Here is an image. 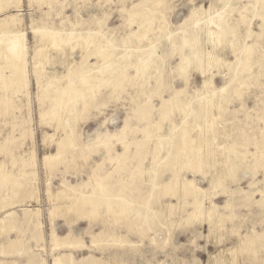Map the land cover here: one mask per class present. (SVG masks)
<instances>
[{"label": "rangeland", "instance_id": "obj_1", "mask_svg": "<svg viewBox=\"0 0 264 264\" xmlns=\"http://www.w3.org/2000/svg\"><path fill=\"white\" fill-rule=\"evenodd\" d=\"M1 1L0 20L13 16L21 31L0 37H17L25 55L1 56L0 70L12 75L6 63L22 59L27 84L15 93L0 85V264H264V0ZM241 15L249 22L232 37L223 24ZM213 17L222 24L215 31ZM41 30L63 38L47 48L44 70L60 77L46 96L31 70ZM96 33L100 54L78 43ZM143 60L150 67L141 74L134 64ZM109 70L116 76L101 83ZM73 74L90 84L68 111L78 95L57 90ZM184 134L191 140L179 146ZM205 157L207 174L195 172ZM97 182L106 197L92 193Z\"/></svg>", "mask_w": 264, "mask_h": 264}, {"label": "bare ground", "instance_id": "obj_2", "mask_svg": "<svg viewBox=\"0 0 264 264\" xmlns=\"http://www.w3.org/2000/svg\"><path fill=\"white\" fill-rule=\"evenodd\" d=\"M0 2H2L1 0H0ZM8 2H10L9 0H8ZM228 2H226V4H227ZM263 5H264V2H263ZM227 7V6H226ZM255 9H256V6L253 4V6L250 8V10L249 11H251V13L252 12H254L255 11ZM209 11V10H208ZM248 11V12H249ZM217 16H219V15H217ZM247 16V15H246ZM261 18V17H260ZM210 19V18H209ZM219 19V18H218ZM1 21V24H0V30L2 31V32H8L7 34H9V33H13V34H15L14 32H16L18 29L16 28V26H14V23H15V21L13 22V16L11 17V15H6V16H4V17H2V19L0 20ZM246 21H248L247 20V17H245V15L243 16V15H241L240 16V19L238 18L237 20H236V22H225L224 24H223V26H224V28H225V31L227 32V33H229V34H231L232 35V37L233 36H236V38H238V34H237V30H236V28H237V26L239 25V24H244L245 25V23H246ZM249 22V21H248ZM210 25H212V27L214 28V31H215V28L217 29H219L220 27H222V24H221V22L219 21L218 22V20L216 21V19L214 20V17L213 18H211L210 19V21L208 22ZM246 24H248V23H246ZM221 25V26H220ZM34 26V25H33ZM20 27V26H19ZM32 27V26H31ZM38 26H36V28H37ZM259 27L260 28H262L263 29V31H264V15L262 16V20H261V23L259 24ZM23 30V29H22ZM34 30V29H33ZM32 30V31H33ZM49 30V29H48ZM198 30V29H197ZM18 31H21V30H18ZM35 31V30H34ZM33 31V32H34ZM37 31V30H36ZM52 31V30H51ZM199 31V30H198ZM198 31H195L196 33L198 32ZM38 32H40V31H38ZM41 32L43 33V31L41 30ZM40 32V33H41ZM46 32H48L47 30H46ZM45 32V33H46ZM53 33H54V31H52ZM245 32L246 33H248L249 32V30L246 28L245 29ZM23 33V32H22ZM36 33V32H35ZM50 33V32H49ZM52 33V34H53ZM199 33V32H198ZM6 34V33H5ZM47 35H45L44 33L40 36L39 35V38L40 39H38V40H36V43H37V45H36V48H35V51H34V54H33V56L31 57V60L33 61V66L35 67H33V69H35V70H33V69H31L32 71H35V73H36V75H37V88H38V91L36 90V92H38V93H43L44 92V95L46 96V95H48L47 93H48V87H54V89H56V82H58V78L60 77V76H56V75H49L48 73H46V71L44 70V63H48V64H51L52 63V60H53V58L51 59V57L50 56H48V54H47V52H48V50H47V48L48 47H61L62 46V43H63V38H60V39H58V41L57 40H55V39H52L51 38V40L49 41V40H47V39H50V38H47L48 37V33H46ZM52 34H49L50 36L52 35ZM58 34V33H57ZM97 34L98 33H96V34H92V35H88V36H80L81 38H80V40L78 41V43H79V45H80V43H83V44H85L86 45V47L88 48L90 45H95L97 48H98V52H97V54H100V52H101V48L98 46V44L100 43L99 41H98V39L96 40V36H97ZM214 34V33H213ZM79 35V34H78ZM14 36V35H13ZM12 35H10V36H8V35H4V36H1L0 37V57L1 56H5V57H9V54H11V51L13 50V49H16L17 50V55H19V58H23L22 57V55H25V53L23 52V48H19L18 49V45L19 44H17V40H16V38L17 37H13ZM37 36V35H36ZM67 36V35H66ZM23 37V36H22ZM52 37H55V36H52ZM70 37H78L77 35H73V33H69L68 34V37L67 38H70ZM44 38H47V39H44ZM235 39V38H234ZM47 40V41H46ZM191 38H188L187 36H184V37H182V40H181V43H182V46H183V43H184V45H185V43H187V42H189L190 43V46L193 48V44H192V42H191ZM20 41V40H19ZM34 41H35V39H34ZM49 41V42H48ZM101 41V40H100ZM198 41H199V36L198 35H196V37L194 38V40H193V42L194 43H198ZM234 41V40H233ZM235 42V41H234ZM236 42H237V39H236ZM20 43V42H19ZM35 43V42H34ZM234 44H236V43H234ZM40 45V46H39ZM18 46V47H17ZM24 46V45H23ZM102 46V45H101ZM187 45H185L184 47H186ZM34 47H35V45H34ZM183 47V48H184ZM189 48V47H188ZM99 49H101V50H99ZM190 50H191V48H189ZM3 50H5V52L3 53ZM16 50H14V52L16 51ZM18 50H20L19 52H18ZM86 50V49H85ZM183 50V49H182ZM27 51V50H26ZM189 51V50H188ZM10 52V53H9ZM185 52V51H184ZM191 52V51H190ZM245 55H246V57H247V59L248 58H250V55L252 54V53H254V49H253V46L251 45V46H247L246 48H245ZM16 53V52H15ZM193 53L191 52V55H192ZM190 55V54H189ZM191 55H190V57L188 58L187 56H188V53L186 54V55H184L185 57H184V60H185V62H186V64L185 65H187L188 66V64L190 63L189 61H191L190 59H192L191 58ZM11 57H12V55H10ZM14 56H16V55H14ZM13 56V57H14ZM102 56V55H101ZM193 56H194V54H193ZM192 56V57H193ZM10 57V58H11ZM17 57V56H16ZM26 57V56H25ZM151 57V56H150ZM244 57V56H243ZM28 58V57H27ZM102 58H103V60L105 59V61H107V60H109V55H103L102 56ZM102 58L100 59V60H102ZM119 58H130V54L129 53H127V52H125L123 55H121ZM14 59V58H13ZM17 59V58H16ZM24 59V58H23ZM147 59V58H146ZM145 59V60H146ZM246 59V60H247ZM11 60V59H10ZM22 60V59H21ZM21 60H19V61H21ZM150 59H148L147 60V62L149 61ZM7 60H5V62H6ZM17 61V60H16ZM18 61V62H19ZM18 62H14L13 60H12V62L10 61V62H7L6 64H7V66H5V68L7 67V68H9V72H11V74L12 75H8V74H6L4 71L5 70H3V67H2V70L3 71H1L0 70V85H1V87H10L11 86V89L10 90H12V91H14V90H16V88L18 87V85L20 86V87H22L21 89L20 88H18V89H20V90H22V89H24L23 88V86L25 87V84H27V82L26 83H24L25 81H24V78H23V74L21 73V72H18L19 70H22L21 69V67L23 68V66H21V64H17ZM25 62V61H24ZM23 62V60L20 62V63H24ZM31 62V61H30ZM25 64V63H24ZM124 64V63H123ZM122 64V65H123ZM31 65V64H30ZM140 65L141 66H139L138 65V62H135V64H134V67L136 68V70L138 71H140L141 72V74L142 73H144V71L146 70V69H148L150 66V63H146L144 60L143 61H141L140 62ZM4 66V65H3ZM20 66V68H18ZM107 66H109V65H107ZM184 66V65H183ZM25 67V66H24ZM4 68V69H5ZM184 67H182V69H183ZM188 68V67H187ZM25 69V68H24ZM26 70V69H25ZM30 71V70H29ZM110 71V70H109ZM112 71V70H111ZM110 71V73H109V78H106V79H102L101 80V83L103 82V84L105 83V84H109V82H110V80H111V77H114V76H116V72L114 71H112L111 72ZM123 71V70H122ZM238 71V70H237ZM84 72V71H83ZM186 72V71H185ZM240 72V71H239ZM75 73V72H74ZM120 73V72H119ZM26 74V73H25ZM32 74V73H31ZM30 75V74H29ZM36 75H35V78H36ZM79 75V74H78ZM31 76V75H30ZM32 76H34V74L32 75ZM74 74L71 76V78L70 79H68V84H59V86L60 87H58L59 89L57 90L58 91V94L60 93V95H62L63 94V96L64 95H66V96H68V97H70V95H78V98L77 99H74V100H72V97H71V99L68 101V103L66 104V106H65V109L67 108V110L69 111L71 108H74L73 106H75L76 105V100H79L80 98H81V96L80 95H82L83 94V90H85L84 89V85L85 84H90L89 83V81H88V77L85 75V76H82V78L80 79V82H79V84H80V87H78L79 86V84H78V80L77 79H75L74 78ZM119 76V75H118ZM126 76V75H125ZM124 76V77H125ZM26 77V76H25ZM124 77H123V79H124ZM127 77V76H126ZM125 77V78H126ZM209 77V76H208ZM206 78V77H205ZM211 78V77H210ZM210 78L208 79H205L204 80V86L205 87H209L210 86V84H211V82H210ZM128 79H130L129 77H128ZM119 82V81H118ZM118 82H116V83H118ZM113 82H111V84H112ZM120 83V82H119ZM35 84V83H34ZM86 85V86H87ZM99 85V84H98ZM98 85H96V86H98ZM115 85V84H114ZM15 86H16V88H15ZM95 85H89L88 86V90L90 91V92H92L93 90V87H94ZM95 86V87H96ZM13 88H14V90H13ZM27 88V87H26ZM223 88V87H222ZM7 89V88H6ZM0 90H2V89H0ZM4 90V89H3ZM88 90H87V92H88ZM92 90V91H91ZM46 91V92H45ZM211 91H213V89L211 90ZM23 92V91H22ZM56 92V91H55ZM13 93H15V91L13 92ZM46 93V94H45ZM25 94H26V91H25ZM43 95V94H42ZM90 95H91V93H90ZM212 95V94H211ZM93 96V95H92ZM3 97H4V93L2 92V94H0V101L3 99ZM48 97V96H47ZM68 97H67V99H68ZM44 98V97H43ZM62 99H64L63 97H61ZM66 98V97H65ZM211 98V97H210ZM7 100V101H6ZM5 101H6V103H9V105H12V102L14 103V101L13 100H10V99H6ZM56 100H58V99H56ZM61 101V100H60ZM63 102V101H62ZM64 102H66V100L64 101ZM207 102L208 103H206L205 104V106L204 105H202V108L201 109H203V110H205V109H208L209 107H208V104H209V101L207 100ZM1 103V102H0ZM5 103V104H6ZM61 103V102H60ZM211 103V102H210ZM4 104V103H3ZM2 104V105H3ZM56 104H59V103H55V105ZM40 105H42V104H40ZM61 105H63L64 106V104H61ZM0 106H1V104H0ZM5 106V105H4ZM12 106H14V105H12ZM52 106H53V104H52ZM62 106V107H63ZM210 106V105H209ZM15 107V106H14ZM13 107V108H14ZM58 108L59 107H61L60 106V104H59V106H57ZM4 108H9V106L7 107V106H5ZM17 108H19V107H17ZM51 108H53V107H51ZM55 108H56V106H55ZM54 108V109H55ZM10 109V108H9ZM63 110H65L64 108H62ZM55 110H58L57 108L55 109ZM55 110H53V112L55 111ZM50 111V110H49ZM59 111V110H58ZM52 112V111H51ZM52 112V113H53ZM61 112V111H60ZM47 113H48V111H47ZM46 113V114H47ZM63 113V112H62ZM65 113V112H64ZM209 113H210V111H209ZM57 114H59L58 112H57ZM56 114V115H57ZM211 114V113H210ZM49 115H51V114H49ZM59 115H61V114H59ZM208 117H209V114H208ZM207 117V118H208ZM60 119H61V117H60ZM212 121H213V119H211ZM208 125V124H207ZM214 125V124H213ZM210 128V127H209ZM215 127L213 126L210 130H208L207 129V131H210L209 133H213V132H216L215 131V129H214ZM183 132V131H182ZM180 134V133H179ZM181 135V134H180ZM207 135H209V134H207ZM214 136V135H213ZM215 137V136H214ZM213 137V138H214ZM43 138V137H42ZM48 138V137H47ZM182 140H183V142L180 144V142L178 143L179 144V146H183V145H185V144H188V142H190V138H189V136L188 135H183L182 137ZM212 138V137H211ZM212 138V139H213ZM211 139V140H212ZM43 140V139H42ZM181 140V141H182ZM208 140V139H207ZM45 141V140H44ZM44 141H42V142H44ZM213 142H215V140L213 141ZM213 142H212V144H213ZM208 144V143H207ZM208 145H210L211 146V143L210 144H208ZM207 145V146H208ZM206 146V147H207ZM209 146V147H210ZM214 146V145H213ZM208 147V148H209ZM68 149V148H67ZM210 149V148H209ZM213 150V149H212ZM210 151H208L207 153H209ZM212 152V151H211ZM212 153H214V151L212 152ZM57 154V153H56ZM210 154V153H209ZM209 154H207V155H209ZM212 155V154H211ZM53 156V154L52 155H46L45 156V159H46V161L48 162L49 160H50V158ZM209 157V156H208ZM208 157H205L203 160H202V162H200V161H198V160H196L195 161V167H194V171L195 172H204L205 174H207L206 173V171H207V168L206 167H208L210 164H212V163H208L209 165L208 166H206V163H207V161H206V158H208ZM214 157V156H213ZM44 158V157H43ZM211 159H213V158H211ZM33 160V159H32ZM212 161H214V159L212 160ZM210 159L208 160V162H212ZM215 161L217 162V159H215ZM44 160H43V164H44ZM216 162H214V163H216ZM32 165H34V163H32ZM45 166V165H44ZM51 166V165H50ZM49 166V167H50ZM214 166V165H213ZM211 167V166H210ZM215 167V166H214ZM46 168H47V166H46ZM204 168H205V170H204ZM208 169H209V167H208ZM211 169H214V168H211ZM212 171V170H211ZM215 171V170H214ZM5 172V171H4ZM5 174V173H4ZM214 174V173H213ZM215 176V175H214ZM214 177H212V179H213ZM209 179V178H208ZM211 179V177H210V180H209V183H210V185H211V189H212V187H213V185H214V183L216 182V180L214 179V181ZM35 184V183H34ZM193 186H194V180H190V181H187L185 184H184V187L186 188V189H188V190H192L193 189ZM32 187V186H31ZM35 187V186H34ZM47 188H48V184H47ZM93 188H95L93 191H92V193H94V194H99V195H102V196H104V197H106L107 196V191H106V189H104V186L102 185V184H100L99 182H97L96 183V185H95V187H93ZM49 189V188H48ZM110 190H111V188H110ZM109 190V191H110ZM206 190V189H205ZM47 191V190H46ZM224 191V190H223ZM49 192H51V191H48V193ZM210 192V191H209ZM208 192V193H209ZM110 193V192H109ZM90 194V193H89ZM210 194V193H209ZM48 195V194H47ZM211 195H213V193L211 192ZM211 195L209 196V197H211ZM248 195V194H247ZM253 196V193H249V195H248V197L247 198H250V197H252ZM101 197V196H100ZM105 199V198H104ZM94 202V201H93ZM100 202H101V200H100ZM102 202H103V199H102ZM101 202V203H102ZM115 202V201H114ZM105 207H106V209H107V211H109L110 209H112L113 208V206L111 205V203H110V201H109V199H105ZM123 203V202H122ZM98 204V203H97ZM103 204V203H102ZM230 204H232V203H230ZM113 205H114V203H113ZM213 205V206H212ZM211 206H209V209H208V212H212L213 211V209H214V207H216L214 204H212ZM225 205H227V207L229 206V199L228 200H226V203H225ZM122 205H120L119 206V208L121 207ZM231 206V205H230ZM3 206H2V204H1V208H2ZM68 207H71V204L70 205H68ZM67 207V208H68ZM117 207V206H116ZM56 208H58V210H59V207H56ZM232 208V207H231ZM96 209V208H95ZM121 209H122V207H121ZM52 210V209H51ZM57 210V211H58ZM70 210V209H69ZM113 210V209H112ZM55 211H56V209H55ZM66 211H68V209L66 210ZM120 211V210H119ZM35 212H37V209L35 210ZM47 212H49V211H47ZM52 213H50V215H52L53 216V211H51ZM122 213H124V210L122 209V211H121ZM54 214H56V213H54ZM49 215V214H48ZM55 216V215H54ZM53 216V217H54ZM49 218H51V217H49ZM73 219V218H72ZM72 219L71 220H69V222L70 221H72ZM68 222V223H69ZM71 223V222H70ZM51 227V226H50ZM54 228V227H53ZM52 228V234H51V236H52V239H53V241L52 242H56V240L58 239V237H57V235H56V233H55V231H54V229ZM103 232L104 231H102L101 233H99V234H97V235H100L101 236V234H103ZM51 233V232H50ZM218 237V236H217ZM51 238V237H50ZM51 239V240H52ZM216 239V238H215ZM246 241V240H245ZM263 242V241H262ZM56 246V245H55ZM242 246V244L240 245L239 244V247H241ZM237 247V246H236ZM235 247V248H236ZM246 246L244 245V248H245ZM120 249H121V245H120V247H119ZM238 248V247H237ZM242 248V247H241ZM247 248V247H246ZM230 250V249H229ZM236 251L238 250V249H235ZM240 250H238V252H239ZM236 253V252H235ZM228 255H229V252H228ZM230 255L231 256H233V254H231L230 253ZM230 255H229V257H230ZM227 256V255H226ZM228 257V258H229ZM228 258H226V259H228ZM230 259V258H229ZM231 261V260H230Z\"/></svg>", "mask_w": 264, "mask_h": 264}]
</instances>
